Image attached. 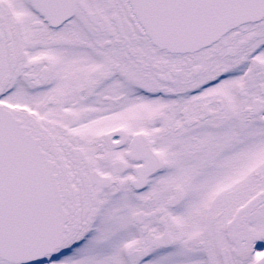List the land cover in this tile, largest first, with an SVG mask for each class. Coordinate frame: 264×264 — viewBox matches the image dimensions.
I'll use <instances>...</instances> for the list:
<instances>
[{
    "label": "snow or ice",
    "instance_id": "6c2138e0",
    "mask_svg": "<svg viewBox=\"0 0 264 264\" xmlns=\"http://www.w3.org/2000/svg\"><path fill=\"white\" fill-rule=\"evenodd\" d=\"M0 264H264V0H0Z\"/></svg>",
    "mask_w": 264,
    "mask_h": 264
}]
</instances>
